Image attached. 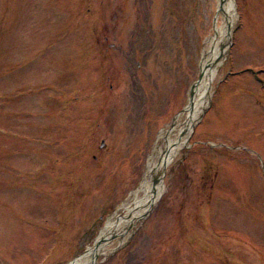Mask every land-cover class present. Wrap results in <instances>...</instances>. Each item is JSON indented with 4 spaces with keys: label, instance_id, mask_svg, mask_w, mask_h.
<instances>
[{
    "label": "rangeland",
    "instance_id": "1",
    "mask_svg": "<svg viewBox=\"0 0 264 264\" xmlns=\"http://www.w3.org/2000/svg\"><path fill=\"white\" fill-rule=\"evenodd\" d=\"M233 1L228 54L166 190L96 264H264V0ZM217 12L0 0V264H72L95 244L189 107Z\"/></svg>",
    "mask_w": 264,
    "mask_h": 264
},
{
    "label": "bare ground",
    "instance_id": "2",
    "mask_svg": "<svg viewBox=\"0 0 264 264\" xmlns=\"http://www.w3.org/2000/svg\"><path fill=\"white\" fill-rule=\"evenodd\" d=\"M217 2L219 6L221 0H217ZM221 7L217 19L222 14V23L216 25L215 35L206 42L205 59L202 64L203 74L196 86L193 105H189L184 114L178 115L174 125H170L161 131L155 151L148 159L147 168L139 187L132 191L130 198L108 218L107 225L102 229L99 236L102 240L96 246L89 247L72 264H94L98 258L113 250L110 248L113 243L111 242V235L114 232L122 235L125 229L135 223L140 215L146 211L154 197L153 177L159 174L162 169H166L178 157L180 151L189 144L188 139L194 122L210 101V88L219 74L217 67L223 63L225 57L222 56L217 59L219 50L221 51V47L227 45L232 34L230 26L236 17L233 0H224ZM166 187L164 186V190L159 192L156 201L162 192L164 193ZM121 210L125 211L123 215L119 213Z\"/></svg>",
    "mask_w": 264,
    "mask_h": 264
},
{
    "label": "water",
    "instance_id": "3",
    "mask_svg": "<svg viewBox=\"0 0 264 264\" xmlns=\"http://www.w3.org/2000/svg\"><path fill=\"white\" fill-rule=\"evenodd\" d=\"M224 0H221V2L219 3L220 5L218 6V11L222 8V4H223ZM217 15H218V12H217ZM217 21V16H216V19ZM216 23V22H215ZM216 25V24H215ZM231 28V26H230ZM228 50L226 49V46L224 47H221V51H220V54L218 56L217 59L221 58L222 56H225L227 54ZM204 59H205V51L203 53V57H202V64L204 62ZM202 74H203V69H202V66H201V71H200V75H199V78L198 80L195 82V85L193 86V88L191 89V94H190V106L193 105V100H194V96H195V90H196V86L198 84V82L200 81L201 77H202ZM178 116H175L174 118V121L172 123V125H174L176 119H177ZM165 173H166V169H162L159 174H156L154 177H153V187H154V197L153 199L151 200L150 204H149V207L147 208V210L145 211L144 214H142L140 217H143L145 215L148 214V212L150 211V208L154 205L155 203V200L157 198V195H159V192L160 190L163 188L164 184H163V180H164V177H165ZM161 185V186H160ZM160 186V187H158ZM116 235H118V233H113L111 235V238H114ZM102 240V239H100ZM100 240H98V242L96 244H98L100 242ZM96 246V245H95Z\"/></svg>",
    "mask_w": 264,
    "mask_h": 264
}]
</instances>
